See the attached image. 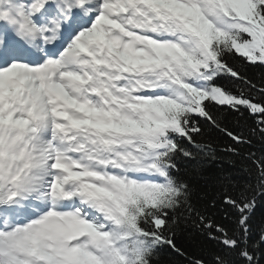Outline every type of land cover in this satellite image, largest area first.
Returning <instances> with one entry per match:
<instances>
[{"label": "snow or ice", "instance_id": "obj_1", "mask_svg": "<svg viewBox=\"0 0 264 264\" xmlns=\"http://www.w3.org/2000/svg\"><path fill=\"white\" fill-rule=\"evenodd\" d=\"M254 69L264 0H0V264H260Z\"/></svg>", "mask_w": 264, "mask_h": 264}, {"label": "trees", "instance_id": "obj_2", "mask_svg": "<svg viewBox=\"0 0 264 264\" xmlns=\"http://www.w3.org/2000/svg\"><path fill=\"white\" fill-rule=\"evenodd\" d=\"M249 74L254 75L256 79H260V77L264 75V70L254 69V70H251ZM230 122L234 126V121H230ZM223 142H224L223 139H221V145H223ZM257 147H259V145H257ZM211 168L213 171H219L221 168L226 171H233V169L230 167L228 163H226L225 161H221V160L214 162ZM261 203L262 205H264V201H261ZM216 218L221 219V216L218 214ZM253 223L256 226V228H258L261 224H264V207H260L257 209L256 215L253 219ZM254 232H255V228H254ZM209 259H211L210 256H209ZM260 264H264V258H261Z\"/></svg>", "mask_w": 264, "mask_h": 264}]
</instances>
